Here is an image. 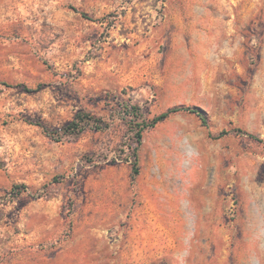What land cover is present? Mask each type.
<instances>
[{
	"label": "rangeland",
	"instance_id": "obj_1",
	"mask_svg": "<svg viewBox=\"0 0 264 264\" xmlns=\"http://www.w3.org/2000/svg\"><path fill=\"white\" fill-rule=\"evenodd\" d=\"M176 105L208 124L145 129L133 175L132 112ZM96 227L102 264H264V0H0V264Z\"/></svg>",
	"mask_w": 264,
	"mask_h": 264
},
{
	"label": "trees",
	"instance_id": "obj_2",
	"mask_svg": "<svg viewBox=\"0 0 264 264\" xmlns=\"http://www.w3.org/2000/svg\"><path fill=\"white\" fill-rule=\"evenodd\" d=\"M41 88V85L38 84L35 88H25L27 91H37ZM131 109H135L134 107H131ZM131 112V111H130ZM177 112H189V113H194L196 114L198 117H200V119L202 120V122L207 125V115L205 113L204 110H202L200 107L198 106H190V105H176V106H172L169 107L168 109H166L165 111L161 112L160 114H158L157 116H155L150 122H146L144 119L139 120L140 119V114L135 111L133 114V118H132V123L130 124L131 129L134 130V139L135 142L137 144L136 147L132 148V155H133V160L131 162L132 165V174L136 175L139 173V164H138V157H137V150H138V146L139 144H141L142 141V135H143V131L149 127H153L155 124L164 121L165 119H167L169 116H171L172 114H175ZM77 118L79 119V121H71L70 123H68L66 126H64L63 128H61L60 131L63 132L64 135H72V134H77L79 133L84 127L82 126V123H84L86 121V119H88V115L87 114H82V113H78L77 114ZM222 133H225L224 131H221L216 137H219ZM252 136V135H251ZM14 189H16L17 191L14 193H19L22 190H26V186L24 185H15Z\"/></svg>",
	"mask_w": 264,
	"mask_h": 264
},
{
	"label": "crops",
	"instance_id": "obj_3",
	"mask_svg": "<svg viewBox=\"0 0 264 264\" xmlns=\"http://www.w3.org/2000/svg\"><path fill=\"white\" fill-rule=\"evenodd\" d=\"M205 8L206 7H203V9ZM96 217H100V219H102L101 214L99 216H92L94 219H96ZM91 225H93V222H88L86 224V226L90 228ZM97 227L90 229L91 234L88 235V239L83 238V240L80 241L81 243H79L78 238H76V244L79 243L78 245L75 244L74 246H69L68 248L62 250L61 253L58 250H55L54 252L56 253L54 255H49L45 258L42 254L41 257H36L34 260H29L26 262H28V264H59L60 258H58V256H60L62 259L61 262L64 264H102V250H100L98 245L102 243V239L101 242L95 241L96 246L94 247L91 244L93 238L95 240L98 239V235H101L102 238V230L98 229Z\"/></svg>",
	"mask_w": 264,
	"mask_h": 264
}]
</instances>
